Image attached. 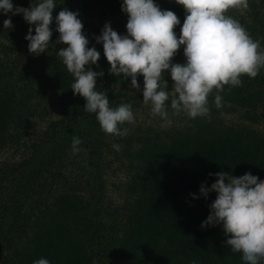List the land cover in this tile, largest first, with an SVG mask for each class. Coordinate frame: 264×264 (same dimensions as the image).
Here are the masks:
<instances>
[{
    "label": "trees",
    "instance_id": "1",
    "mask_svg": "<svg viewBox=\"0 0 264 264\" xmlns=\"http://www.w3.org/2000/svg\"><path fill=\"white\" fill-rule=\"evenodd\" d=\"M38 2L11 0L23 8ZM54 2L50 45L39 55L28 52L25 40L29 27L35 34L34 26L22 14L0 10V148L26 137L24 154L0 168V264H33L40 258L49 264H245L242 254L225 245L221 225L201 227L216 193L205 198L199 190L215 182L209 173L221 171L235 177L249 172L264 180V134L222 119L238 109L250 121L264 122V68L255 78L242 76V86L214 90L205 117L189 119L183 113L165 127L125 123L120 127L128 129L127 135L114 137L84 110L85 100L73 95V77L56 55L66 45L56 43L54 18L62 8L120 13L123 0ZM248 5L237 20L264 47V0H248ZM179 11L177 38L185 17ZM9 17L11 29L3 27ZM85 36L88 47L100 53L98 67L86 66L104 72L97 77V90L106 92L113 107L143 104V77H137V91L130 78L110 74L102 43ZM172 62H185L183 46ZM165 80L171 88L168 75ZM49 87L57 98L51 107L57 117L37 127L30 121L36 116L34 103L48 97ZM217 94L222 96L219 109L213 103ZM74 136L82 140L75 154ZM79 155L84 165L73 160ZM80 163L83 167H67Z\"/></svg>",
    "mask_w": 264,
    "mask_h": 264
},
{
    "label": "clouds",
    "instance_id": "2",
    "mask_svg": "<svg viewBox=\"0 0 264 264\" xmlns=\"http://www.w3.org/2000/svg\"><path fill=\"white\" fill-rule=\"evenodd\" d=\"M185 11L179 38L174 28L180 24L171 10H161L153 0H123L121 11L127 14L126 34H118L105 23L101 34L95 37L102 43L103 55L109 64V73L130 78L131 87L140 91L137 77H143L142 97L151 106L153 115L168 120V104L174 114L185 113L189 119L209 114V95L215 90L223 92L225 86H242V76L255 78L264 68V50L241 23L227 15L232 8H248V0H175ZM54 0H39L28 8L14 6L11 0H0V10L5 15L22 14L23 19L34 26L28 28L25 40L28 52L39 55L50 45ZM79 13L62 8L55 16L56 43L66 45L56 55L73 77L70 88L73 95L85 100L84 110L94 113L101 130L114 137H123L127 128L120 126L134 122L130 103L111 106L105 91L97 90L96 72L90 65H97L100 53L88 47ZM3 27H13L11 17L3 21ZM183 46L184 63L172 59ZM165 75L172 81L168 89ZM213 103L222 106V96L217 94ZM82 140L74 136L73 154L78 153ZM112 147L120 150L119 144ZM210 187L200 186V194L207 198L210 192L216 197L209 205V215L201 227L221 225L228 237L225 245L233 253H240L245 264H261L264 261V180L246 172L235 177L229 172H217ZM193 198H196L195 196ZM33 264H49L45 258ZM191 264H198L196 260Z\"/></svg>",
    "mask_w": 264,
    "mask_h": 264
},
{
    "label": "rangeland",
    "instance_id": "3",
    "mask_svg": "<svg viewBox=\"0 0 264 264\" xmlns=\"http://www.w3.org/2000/svg\"><path fill=\"white\" fill-rule=\"evenodd\" d=\"M154 3H156L161 10H171L173 11L177 17L180 19V13L179 10H184L183 7L180 5V9L176 10L173 6L175 4V0H153ZM178 11V12H177ZM185 13V12H184ZM227 15L232 16L234 19H238L240 16L244 15V9L242 8H232L229 9L226 13ZM86 17H90L89 24H84L83 19ZM78 18L81 20L83 24V32L85 35L88 36H98L101 34V30L105 23H109L111 28L116 31L118 34H126V23H127V14L124 12H118V13H111L110 11H105L103 14H99V12H91L86 13L82 12L79 13ZM261 50H264V47L261 45ZM30 56V55H29ZM22 65V64H21ZM171 90V88H168ZM54 91L49 87L47 98L45 100H40L38 102L35 101V109H36V116L30 119L32 125H35L37 127L44 126L46 121L50 117H57V115L52 114L54 113L55 109V100H57L56 96L53 94ZM53 106V110L51 111V107ZM134 113V122L129 123V125H136V124H147L152 127H165L167 125H170V123L180 120L183 116V112L180 114H174V112L169 113L168 120H163L158 115H153L151 112V106L139 104L138 106L134 107L133 109ZM51 111V113H49ZM222 119L227 124H236V125H244L251 129H254L260 133L264 134V122L262 120H259L257 122L250 121L246 117L243 116L242 110H230L229 112L222 115ZM13 141H7L4 142L2 147L0 148V168H4V163H11L13 160L18 159L24 154L25 148L23 146V143H26V137L22 138L20 143H12ZM111 157L107 158V160L111 161ZM75 161H83V156H76L74 157ZM84 165V161H83ZM82 163L78 164L77 166H67V167H83ZM109 167V166H108ZM110 167H115L114 164H111ZM67 175L69 176V173H72V171L66 170ZM65 173V172H64ZM65 173V174H66ZM111 183L112 179H108ZM4 227H2L3 229ZM2 235V231L0 233V236Z\"/></svg>",
    "mask_w": 264,
    "mask_h": 264
}]
</instances>
